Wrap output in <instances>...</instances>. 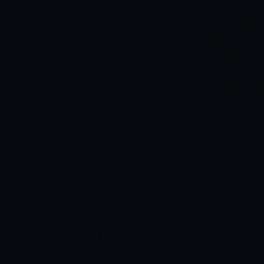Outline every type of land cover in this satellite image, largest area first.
I'll return each mask as SVG.
<instances>
[{
  "label": "water",
  "instance_id": "1",
  "mask_svg": "<svg viewBox=\"0 0 264 264\" xmlns=\"http://www.w3.org/2000/svg\"><path fill=\"white\" fill-rule=\"evenodd\" d=\"M0 264H264V0H0Z\"/></svg>",
  "mask_w": 264,
  "mask_h": 264
}]
</instances>
